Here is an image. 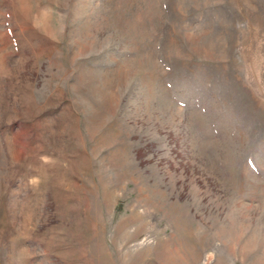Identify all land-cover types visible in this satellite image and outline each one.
I'll return each mask as SVG.
<instances>
[{"label":"rangeland","instance_id":"1","mask_svg":"<svg viewBox=\"0 0 264 264\" xmlns=\"http://www.w3.org/2000/svg\"><path fill=\"white\" fill-rule=\"evenodd\" d=\"M0 264H264V0H0Z\"/></svg>","mask_w":264,"mask_h":264}]
</instances>
